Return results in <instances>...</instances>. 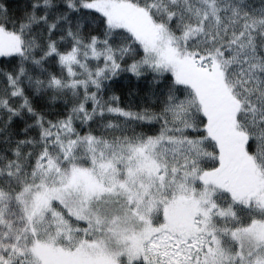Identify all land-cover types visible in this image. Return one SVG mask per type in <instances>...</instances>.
I'll use <instances>...</instances> for the list:
<instances>
[{
    "label": "snow or ice",
    "instance_id": "1",
    "mask_svg": "<svg viewBox=\"0 0 264 264\" xmlns=\"http://www.w3.org/2000/svg\"><path fill=\"white\" fill-rule=\"evenodd\" d=\"M0 264H264V0H0Z\"/></svg>",
    "mask_w": 264,
    "mask_h": 264
}]
</instances>
